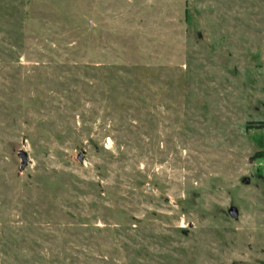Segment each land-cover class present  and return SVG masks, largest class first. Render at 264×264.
<instances>
[{
    "label": "rangeland",
    "instance_id": "obj_1",
    "mask_svg": "<svg viewBox=\"0 0 264 264\" xmlns=\"http://www.w3.org/2000/svg\"><path fill=\"white\" fill-rule=\"evenodd\" d=\"M261 121L264 0H0V264H264Z\"/></svg>",
    "mask_w": 264,
    "mask_h": 264
},
{
    "label": "water",
    "instance_id": "obj_2",
    "mask_svg": "<svg viewBox=\"0 0 264 264\" xmlns=\"http://www.w3.org/2000/svg\"><path fill=\"white\" fill-rule=\"evenodd\" d=\"M19 154H20V157L22 158L21 169H23L27 161V153L24 150H20ZM78 158L79 160H81L80 154L78 155ZM228 211L234 218L238 217V209L236 206L232 205Z\"/></svg>",
    "mask_w": 264,
    "mask_h": 264
},
{
    "label": "trees",
    "instance_id": "obj_3",
    "mask_svg": "<svg viewBox=\"0 0 264 264\" xmlns=\"http://www.w3.org/2000/svg\"><path fill=\"white\" fill-rule=\"evenodd\" d=\"M260 125H261V126H264V121H261V122H260Z\"/></svg>",
    "mask_w": 264,
    "mask_h": 264
}]
</instances>
